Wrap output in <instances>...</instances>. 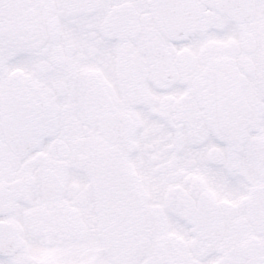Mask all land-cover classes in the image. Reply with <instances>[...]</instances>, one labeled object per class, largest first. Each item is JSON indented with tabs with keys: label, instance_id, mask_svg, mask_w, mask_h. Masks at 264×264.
<instances>
[{
	"label": "snow or ice",
	"instance_id": "1",
	"mask_svg": "<svg viewBox=\"0 0 264 264\" xmlns=\"http://www.w3.org/2000/svg\"><path fill=\"white\" fill-rule=\"evenodd\" d=\"M0 264H264V0H0Z\"/></svg>",
	"mask_w": 264,
	"mask_h": 264
}]
</instances>
